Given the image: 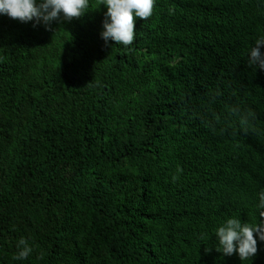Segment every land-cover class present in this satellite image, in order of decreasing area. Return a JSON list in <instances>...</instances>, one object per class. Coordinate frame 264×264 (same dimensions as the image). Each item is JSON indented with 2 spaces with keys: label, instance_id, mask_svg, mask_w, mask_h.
<instances>
[{
  "label": "trees",
  "instance_id": "obj_1",
  "mask_svg": "<svg viewBox=\"0 0 264 264\" xmlns=\"http://www.w3.org/2000/svg\"><path fill=\"white\" fill-rule=\"evenodd\" d=\"M104 12L0 16V264H264L215 250L264 191V0H155L129 46Z\"/></svg>",
  "mask_w": 264,
  "mask_h": 264
},
{
  "label": "clouds",
  "instance_id": "obj_2",
  "mask_svg": "<svg viewBox=\"0 0 264 264\" xmlns=\"http://www.w3.org/2000/svg\"><path fill=\"white\" fill-rule=\"evenodd\" d=\"M106 8L101 38L107 44L129 46L135 39V21L145 20L152 15L155 0H98ZM90 6V0H0V16H7L20 23H43L48 26L59 19L80 17ZM256 47L250 48L249 66L264 70V37L255 41ZM221 171V167L219 168ZM259 202L247 222L237 216L229 217L215 229L217 252L229 257L237 255L241 261L254 260L260 253L258 241L264 242V191L258 194ZM213 219L216 216H212ZM22 246V247H21ZM33 248L24 239L19 241L18 252L14 259L25 260Z\"/></svg>",
  "mask_w": 264,
  "mask_h": 264
}]
</instances>
